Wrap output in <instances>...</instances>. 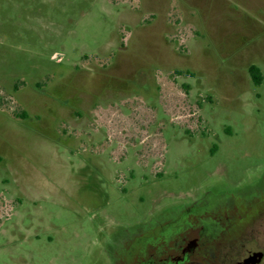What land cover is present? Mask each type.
Wrapping results in <instances>:
<instances>
[{
  "label": "rangeland",
  "instance_id": "1",
  "mask_svg": "<svg viewBox=\"0 0 264 264\" xmlns=\"http://www.w3.org/2000/svg\"><path fill=\"white\" fill-rule=\"evenodd\" d=\"M129 174L137 219L264 209V0H0V264H85L69 203Z\"/></svg>",
  "mask_w": 264,
  "mask_h": 264
},
{
  "label": "flooded vegetation",
  "instance_id": "2",
  "mask_svg": "<svg viewBox=\"0 0 264 264\" xmlns=\"http://www.w3.org/2000/svg\"><path fill=\"white\" fill-rule=\"evenodd\" d=\"M204 121L197 119L196 124ZM129 175L118 195L131 207L128 214H103L108 201L98 198L69 203L73 215L68 217L75 222L67 220L85 225L88 231L82 242L85 264H264V209L232 219L203 205H190L192 200L177 198L172 202L163 193L151 194L147 199L149 211L137 219L135 204L146 199L134 198L136 183ZM3 218L0 216V229ZM49 224V244L62 243V231L72 226H60L55 221ZM35 237L39 238L37 234Z\"/></svg>",
  "mask_w": 264,
  "mask_h": 264
},
{
  "label": "trees",
  "instance_id": "3",
  "mask_svg": "<svg viewBox=\"0 0 264 264\" xmlns=\"http://www.w3.org/2000/svg\"><path fill=\"white\" fill-rule=\"evenodd\" d=\"M248 73H249L250 79L254 85H259L262 82L263 75L261 73L260 68L257 65H255V64L249 65L248 66Z\"/></svg>",
  "mask_w": 264,
  "mask_h": 264
},
{
  "label": "water",
  "instance_id": "4",
  "mask_svg": "<svg viewBox=\"0 0 264 264\" xmlns=\"http://www.w3.org/2000/svg\"><path fill=\"white\" fill-rule=\"evenodd\" d=\"M257 255H259L260 256V253H258ZM252 259L251 260H253L254 259V257H251Z\"/></svg>",
  "mask_w": 264,
  "mask_h": 264
}]
</instances>
